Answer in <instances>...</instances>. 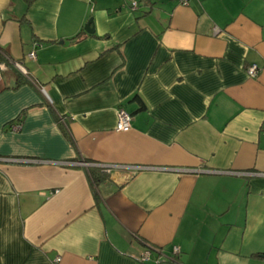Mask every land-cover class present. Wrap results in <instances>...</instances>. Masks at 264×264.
I'll use <instances>...</instances> for the list:
<instances>
[{
	"label": "crops",
	"instance_id": "0c3cea01",
	"mask_svg": "<svg viewBox=\"0 0 264 264\" xmlns=\"http://www.w3.org/2000/svg\"><path fill=\"white\" fill-rule=\"evenodd\" d=\"M0 264H264V0H0Z\"/></svg>",
	"mask_w": 264,
	"mask_h": 264
},
{
	"label": "built area",
	"instance_id": "2783aa9c",
	"mask_svg": "<svg viewBox=\"0 0 264 264\" xmlns=\"http://www.w3.org/2000/svg\"><path fill=\"white\" fill-rule=\"evenodd\" d=\"M178 2L180 4L185 5L187 3V0H178ZM129 6L131 9H136L138 5H137L136 1H132ZM217 31H218V29L215 28V32H217ZM28 57L33 58L34 57V51H31L28 54ZM246 70H247V74L250 77H254L258 73V68L256 67V65L249 66ZM40 90H41L42 94H44V96L46 98H48L45 95L44 90L43 89H40ZM47 100H49V99H47ZM58 121L60 123H62L63 125L66 124V119L63 115L58 116ZM130 128H131V115L128 112H126L122 107L117 108L116 109V122H115L114 130L115 131H128V130H130ZM78 164L83 166L86 170L88 169V167H90L92 165V163L90 164L84 160H81ZM92 166H94V165H92ZM98 167L105 169L106 172L109 171V168H107L106 166L98 165ZM177 252H178V248L174 246L173 247V253H177ZM149 253H150V249H147L142 255V260L147 259ZM56 261H58V258L56 259Z\"/></svg>",
	"mask_w": 264,
	"mask_h": 264
},
{
	"label": "trees",
	"instance_id": "16d2710c",
	"mask_svg": "<svg viewBox=\"0 0 264 264\" xmlns=\"http://www.w3.org/2000/svg\"><path fill=\"white\" fill-rule=\"evenodd\" d=\"M87 173L93 184H97L99 182L104 181L108 176L105 169L95 166H91L89 169H87Z\"/></svg>",
	"mask_w": 264,
	"mask_h": 264
},
{
	"label": "water",
	"instance_id": "95a60500",
	"mask_svg": "<svg viewBox=\"0 0 264 264\" xmlns=\"http://www.w3.org/2000/svg\"><path fill=\"white\" fill-rule=\"evenodd\" d=\"M93 22H92V19L90 18L87 23L85 24V30L88 32V33H91L93 32Z\"/></svg>",
	"mask_w": 264,
	"mask_h": 264
}]
</instances>
